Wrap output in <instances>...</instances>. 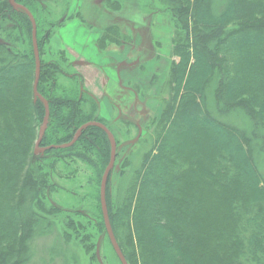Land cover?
<instances>
[{
  "label": "trees",
  "instance_id": "obj_1",
  "mask_svg": "<svg viewBox=\"0 0 264 264\" xmlns=\"http://www.w3.org/2000/svg\"><path fill=\"white\" fill-rule=\"evenodd\" d=\"M14 1L35 19L40 98L33 93L29 16L0 0V19L18 16L26 22L31 49L29 60L0 58V264H24L28 248L24 232L37 223L36 216L25 210L26 201L32 206L39 199L40 178L28 169L31 158L42 154L57 158L68 152L87 162L91 156L100 159L97 197L103 224L99 186L110 157L109 136L94 125L82 129L70 146L33 153L44 101L49 115L41 147L69 143L87 122L106 124L98 118V103L84 91L78 74L42 63L34 8L29 0ZM169 4L184 32L173 41L170 55L178 60L170 62L162 83L169 96L157 123L155 147L144 155L117 209L110 204L106 184L112 231L128 264H264V178L243 133L202 107L205 86L216 75L217 104L240 108L257 127H264V0H228L218 13L210 0ZM72 16L63 15L53 27ZM53 27L44 31V40ZM59 54L68 65L64 52ZM58 75L79 79L81 90L74 86L69 94H48L43 83L54 82ZM199 187L201 193L196 191Z\"/></svg>",
  "mask_w": 264,
  "mask_h": 264
},
{
  "label": "rangeland",
  "instance_id": "obj_2",
  "mask_svg": "<svg viewBox=\"0 0 264 264\" xmlns=\"http://www.w3.org/2000/svg\"><path fill=\"white\" fill-rule=\"evenodd\" d=\"M29 1L35 11L41 38L42 63H54L67 73L72 72L66 63H62L60 49L52 47L57 31L53 26L61 21L63 15L67 16L72 0ZM96 1H99L98 5L94 4L95 1L85 0L79 18L87 22L94 20L99 27L110 24L98 41L104 47L102 49L124 48L121 57L116 53L113 56L120 58L122 63L121 87L130 92V95H121L124 113L117 107L110 114L108 108L103 110L104 116L97 112L98 118L104 120L115 138V164L107 182L110 204L117 209L137 174L135 172L141 169L144 155L157 142V123L169 96L168 86L162 88V83L166 80L170 62L178 60V57L170 55L173 41L184 32L169 10L170 0ZM210 1L213 11L218 13L228 0ZM2 18L0 58L14 55L18 59L29 60L31 49L26 22L18 16ZM51 26L53 29L44 40L42 35ZM124 56H127L126 60ZM116 64L119 68V62ZM78 80L58 75L54 82H44L43 86L48 94L60 96L71 93L74 86L81 90ZM216 86L217 76L214 75L205 86L203 109L218 121L243 133L248 151L264 178V127H257L240 108L229 110L219 106L215 100ZM105 103L108 101L103 99ZM109 142L111 153L110 139ZM50 155L35 156L28 164V169H34L40 179L38 201L32 206L26 201V213L35 215L37 223L24 232L28 237L24 264H121L107 237L99 210L97 182L101 160L91 156V161L87 162L68 152H61L57 158ZM196 191L201 193V188Z\"/></svg>",
  "mask_w": 264,
  "mask_h": 264
},
{
  "label": "crops",
  "instance_id": "obj_3",
  "mask_svg": "<svg viewBox=\"0 0 264 264\" xmlns=\"http://www.w3.org/2000/svg\"><path fill=\"white\" fill-rule=\"evenodd\" d=\"M84 1L77 0L76 3L72 0V3L69 4L67 16L70 14L73 16L63 19L57 27L52 47L64 52L69 68L81 77L84 91L97 101L98 112L102 116L105 115L103 110L108 108L110 114L114 107L124 113L125 108L121 103V95H123L122 93L130 95V92L121 87L120 72L123 67H117L118 63L116 64V62L120 63V58L113 54L116 53L121 57L125 50L121 46L120 49L99 48L97 42L103 34L102 31L110 24L99 27L94 20L87 22L85 19L79 18ZM94 1V4L98 5L96 0H92V2ZM128 47L130 48V46ZM126 58L127 56H124L123 59L126 60ZM135 61L140 62L139 59H135ZM103 99H106L108 103L103 104Z\"/></svg>",
  "mask_w": 264,
  "mask_h": 264
},
{
  "label": "water",
  "instance_id": "obj_4",
  "mask_svg": "<svg viewBox=\"0 0 264 264\" xmlns=\"http://www.w3.org/2000/svg\"><path fill=\"white\" fill-rule=\"evenodd\" d=\"M7 1L12 7L23 10L29 16V19L31 22V38H32L33 53H34V62H35L33 93H34V98H40V95L37 92V83L39 80V73H40V58H39L37 39H36L35 19L33 18V16L30 14V12L27 9L18 5L14 0H7ZM44 109H45V112H44L42 127L39 130L38 138H37L35 145H34V151H33L34 154L41 153L46 149L61 148V147L70 146L74 142L78 132H80L82 129H84L90 125H94V126L101 128L109 136V139L111 141V153H110V158H109L108 164L106 165V167L103 171L101 181H100L99 202H100V208H101V214H102V218H103L104 228H105L106 234L108 236V239L110 241V244H111L117 258L119 259L120 263L121 264H128L123 253H122V251H121V249H120V247H119V245H118V243H117V241H116V239H115L114 233H113L111 225H110L109 216H108V212H107V206H106L105 187H106L108 174L114 165L115 155H116V143H115V140H114L112 133L109 131V129L104 124L96 122V121H92V122H87V123L81 125L79 127L77 133L73 137V139L68 144H65V145H49L47 147H41L39 144H40L42 136L45 132L47 122H48V115H49L48 103L46 101H44Z\"/></svg>",
  "mask_w": 264,
  "mask_h": 264
}]
</instances>
